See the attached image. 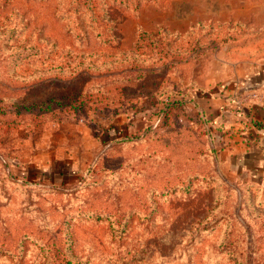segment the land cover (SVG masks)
<instances>
[{
	"label": "rangeland",
	"instance_id": "obj_1",
	"mask_svg": "<svg viewBox=\"0 0 264 264\" xmlns=\"http://www.w3.org/2000/svg\"><path fill=\"white\" fill-rule=\"evenodd\" d=\"M250 69L264 0H0V264H264Z\"/></svg>",
	"mask_w": 264,
	"mask_h": 264
},
{
	"label": "crops",
	"instance_id": "obj_2",
	"mask_svg": "<svg viewBox=\"0 0 264 264\" xmlns=\"http://www.w3.org/2000/svg\"><path fill=\"white\" fill-rule=\"evenodd\" d=\"M243 75L239 78L238 84L233 83L237 87H235L237 91L240 90V92L244 93L250 92L252 95L253 93H261L264 90L261 87V82L264 81L262 80L264 79V70L256 71V69H250L249 72H245ZM232 89H234V86H229V91ZM244 106L246 108L245 114H249L254 123L258 122L257 128L261 132H258V134V129H255L253 132L251 129L248 132L250 134L244 132L246 136H240L242 134L240 129L237 135L236 133L233 134L234 136L231 140L228 138L229 143L225 142L227 143V147H224L225 144L223 143L222 152L227 153V164H231L233 170L239 171L242 169L245 174L250 173L249 181H256L257 184L264 187V98L258 96V98L255 100L251 99ZM242 119L246 121L247 118ZM244 121H242L243 124L245 123Z\"/></svg>",
	"mask_w": 264,
	"mask_h": 264
}]
</instances>
